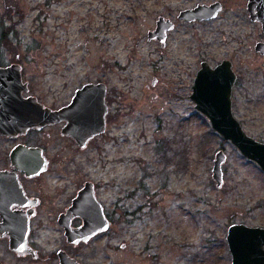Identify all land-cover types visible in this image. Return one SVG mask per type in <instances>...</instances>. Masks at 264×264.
Segmentation results:
<instances>
[{
	"label": "rangeland",
	"instance_id": "rangeland-1",
	"mask_svg": "<svg viewBox=\"0 0 264 264\" xmlns=\"http://www.w3.org/2000/svg\"><path fill=\"white\" fill-rule=\"evenodd\" d=\"M213 1L0 0V63L17 61L29 94L58 106L98 77L115 91L107 131L115 144L99 155L69 153L71 166L90 161L83 175L70 167L69 191L84 178L96 182L112 220L80 251L86 264H230L228 226H264V173L189 99L201 61L232 59V113L264 143V57L254 59L246 46L254 35L247 0H219L222 10L208 21L177 18ZM159 16L175 22L164 49L146 36ZM240 35L244 51L233 54ZM219 149L221 188L211 177ZM115 197L124 198L122 207L113 208ZM52 238L60 239L56 229ZM1 262L15 264L6 252Z\"/></svg>",
	"mask_w": 264,
	"mask_h": 264
},
{
	"label": "water",
	"instance_id": "water-1",
	"mask_svg": "<svg viewBox=\"0 0 264 264\" xmlns=\"http://www.w3.org/2000/svg\"><path fill=\"white\" fill-rule=\"evenodd\" d=\"M255 6L256 0H248L247 11L251 21L255 20ZM220 10L221 5L218 2L208 6L197 5L192 9L180 11L178 18L189 22L208 21L215 18ZM257 21L262 24L264 30V0H257ZM172 29V21L160 16L155 22V27L147 32V40H156L164 44L166 32ZM257 50L264 54V45L256 44L255 51ZM20 69L21 66L18 64L0 67L1 134L24 132L38 125H45L53 118L66 119L69 122L68 134L81 146L94 135L104 131L107 107L104 103L103 83L94 86L84 85L76 89L67 107L50 112L37 102L35 97L23 99L22 92L27 90V87L26 83L22 82ZM235 81L236 75L229 61L223 60L215 67L203 61L193 79L189 98L194 103L196 111L207 118L211 128L224 140L230 141L243 157L255 163L264 173V143L248 135L232 113V90ZM90 104H93V110L87 109ZM225 160V153L217 150L211 168V177L217 188H221L223 184L222 165ZM70 211L73 213L70 215L71 218L79 216L83 220L81 227L74 229L70 227V217L61 218L64 236L70 243L81 240L86 242L109 227V221L94 196L92 183H85L79 190ZM2 216L4 223L1 228H6L9 214L4 213ZM225 239L231 255L230 264H264V228L234 223L229 225ZM21 244L10 239L11 248L19 249ZM59 259V264H76L63 253H60Z\"/></svg>",
	"mask_w": 264,
	"mask_h": 264
},
{
	"label": "flooded vegetation",
	"instance_id": "flooded-vegetation-1",
	"mask_svg": "<svg viewBox=\"0 0 264 264\" xmlns=\"http://www.w3.org/2000/svg\"><path fill=\"white\" fill-rule=\"evenodd\" d=\"M214 2L220 3L222 10L223 4L219 0H214L208 3V5ZM247 3L245 16L248 17V20L253 25L254 35L252 41L248 42L246 46L249 48L252 46L254 51L252 56L254 59H257V57H264L261 51H255L256 44L264 45V30L262 24L257 21V0L254 8V21L249 19ZM178 20L185 23L197 21L194 20L189 22L181 18H178ZM172 23L174 29L175 22L172 21ZM170 31L166 32L164 44L157 41L161 49L166 47L167 34ZM237 39L239 45L235 48L233 54L244 51V35H240ZM223 60L229 61L237 81L238 73L234 69V62L232 59L228 58L222 59L221 61ZM12 63H17V61ZM12 63L4 65L1 62L0 67H7ZM207 63L211 67H215L219 64L211 65L209 62ZM20 73L22 82L26 83L27 87V90H23L22 92L23 99L31 96L35 97L37 102L42 104L50 112L60 111L70 103L72 97L68 102L58 106L55 103H43L36 96L29 94V83L23 80L22 67ZM101 83L105 85L104 103L107 107V112L104 116L105 129L103 132H99V134L85 141L82 146L68 134L69 122L63 118L59 120L53 118L45 125H38L24 132H14L9 135L0 133V261H2L3 253L6 252L13 256L15 264H18L20 261L25 264L44 262L47 264H59L60 253H63L76 264H86L82 262L79 257L80 251L84 249L92 239L100 236L102 233L95 235L86 242L81 240L77 243H70L64 236V227L60 224V220L64 216H66V218L70 217V215L72 216L73 213L70 211V208L73 199L87 182L92 183L94 196L101 205L105 218L109 221V227L112 225V220L108 217L104 205L97 198L96 191L99 187L96 185V182H93L89 178H84L81 183L76 186L74 192L71 193L69 191L68 181L70 177V167H74L73 165L71 166L72 161L69 155L71 147L78 151L95 150L99 155L109 144H115L116 142L111 133H109V135L107 134L108 126L113 122L111 106L114 103V89L108 87V84L102 81L100 77L95 81H88L82 84L81 87L84 85L94 86L95 84ZM100 88L102 87L100 86ZM92 108L93 104L87 107L88 110ZM3 142L7 143L6 147L3 146ZM88 162L90 161L86 159L83 161L82 165L74 167L79 170L75 172L81 173V175L87 173L86 166ZM97 162L99 163L98 165H102L101 160L98 159ZM123 200V197H115L113 208L122 207L121 204ZM4 213L9 214V218L7 227L1 228V225L4 223L2 216ZM82 223L83 220L79 216H73L70 219L71 228H79ZM258 227L264 228L262 225ZM55 229L60 233V239H57V243L55 239L52 238V232ZM11 238L17 244L22 243L19 249L10 247ZM54 247L56 248L54 249ZM0 264H2V262Z\"/></svg>",
	"mask_w": 264,
	"mask_h": 264
},
{
	"label": "trees",
	"instance_id": "trees-1",
	"mask_svg": "<svg viewBox=\"0 0 264 264\" xmlns=\"http://www.w3.org/2000/svg\"><path fill=\"white\" fill-rule=\"evenodd\" d=\"M1 35H2V38H5V32H2Z\"/></svg>",
	"mask_w": 264,
	"mask_h": 264
}]
</instances>
